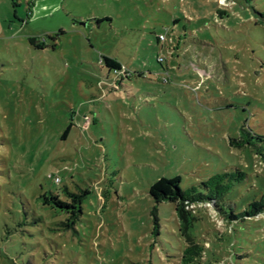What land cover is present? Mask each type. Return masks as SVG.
<instances>
[{"label":"rangeland","instance_id":"rangeland-1","mask_svg":"<svg viewBox=\"0 0 264 264\" xmlns=\"http://www.w3.org/2000/svg\"><path fill=\"white\" fill-rule=\"evenodd\" d=\"M104 56L147 79L115 83ZM239 173L218 212L187 208L195 264H264V213L226 219L264 194V0H0V264H181L151 187ZM65 189L87 195L70 230L42 199Z\"/></svg>","mask_w":264,"mask_h":264},{"label":"trees","instance_id":"trees-1","mask_svg":"<svg viewBox=\"0 0 264 264\" xmlns=\"http://www.w3.org/2000/svg\"><path fill=\"white\" fill-rule=\"evenodd\" d=\"M177 22V21H176ZM64 32H60V35ZM53 41L52 48H56V38L50 37ZM158 42H161V38H157ZM30 44L36 50H44L45 47H42L41 44H38L35 38L29 39ZM158 63L163 67L162 78L158 79L160 83H169L170 77L168 75V70L164 67L163 58L157 59ZM102 64L108 70L109 75H114V81L117 84L122 83H137L135 80L147 79L146 72L142 69H137L135 71L128 69L124 64L118 60L104 56L102 57ZM151 74V73H149ZM136 78V79H135ZM249 144V139L242 136L240 141H232V146L243 147L244 145ZM230 178L240 180L245 178L243 173L237 175L231 174L229 177L225 175H217L213 178H210L207 182L202 183L204 191H200L197 187H192L189 190H183L180 186L181 180L179 177L173 179L160 178L150 189V196L155 201L156 205L159 206L164 202H170L175 205L176 214L179 220L180 233L185 239L187 248L183 253L181 264H195L197 259L202 257L204 253V247L198 244L193 237L191 230L194 227V223L198 220L195 218L190 211H187V208L191 206H210L216 212H218V202L222 199L223 195L230 189L231 183L225 184ZM66 197V201L61 199L60 195L46 194L42 197L43 204L55 208L60 212H64L68 216L67 223L64 225L67 230L74 229L76 222L79 220V217L83 214L82 205L83 200L87 196L86 194L75 195L68 192V190L63 191ZM264 213V194L260 201H255L249 205V208L237 216L231 214L226 217L227 220L236 221L238 219L256 217ZM152 217L154 220V229L153 235L159 236V218L158 211L155 208L152 212Z\"/></svg>","mask_w":264,"mask_h":264},{"label":"built area","instance_id":"built-area-1","mask_svg":"<svg viewBox=\"0 0 264 264\" xmlns=\"http://www.w3.org/2000/svg\"><path fill=\"white\" fill-rule=\"evenodd\" d=\"M162 40H164V37L163 36H161L160 37ZM56 182H60V180L59 179H56Z\"/></svg>","mask_w":264,"mask_h":264}]
</instances>
